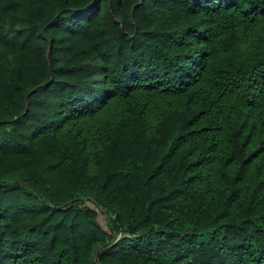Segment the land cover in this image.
<instances>
[{"label":"trees","instance_id":"1","mask_svg":"<svg viewBox=\"0 0 264 264\" xmlns=\"http://www.w3.org/2000/svg\"><path fill=\"white\" fill-rule=\"evenodd\" d=\"M0 264H264V0H0Z\"/></svg>","mask_w":264,"mask_h":264},{"label":"rangeland","instance_id":"2","mask_svg":"<svg viewBox=\"0 0 264 264\" xmlns=\"http://www.w3.org/2000/svg\"><path fill=\"white\" fill-rule=\"evenodd\" d=\"M87 203H89V201H87ZM90 204V203H89ZM98 219L100 220V222H102V214H97Z\"/></svg>","mask_w":264,"mask_h":264}]
</instances>
